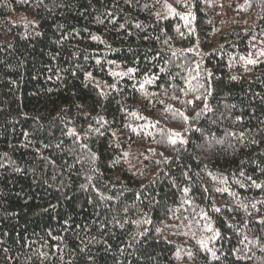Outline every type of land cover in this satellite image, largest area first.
Listing matches in <instances>:
<instances>
[{
	"label": "trees",
	"instance_id": "trees-1",
	"mask_svg": "<svg viewBox=\"0 0 264 264\" xmlns=\"http://www.w3.org/2000/svg\"><path fill=\"white\" fill-rule=\"evenodd\" d=\"M0 264H264V0H0Z\"/></svg>",
	"mask_w": 264,
	"mask_h": 264
},
{
	"label": "snow or ice",
	"instance_id": "snow-or-ice-1",
	"mask_svg": "<svg viewBox=\"0 0 264 264\" xmlns=\"http://www.w3.org/2000/svg\"><path fill=\"white\" fill-rule=\"evenodd\" d=\"M90 75V74H89ZM173 143H175V141H173Z\"/></svg>",
	"mask_w": 264,
	"mask_h": 264
},
{
	"label": "rangeland",
	"instance_id": "rangeland-1",
	"mask_svg": "<svg viewBox=\"0 0 264 264\" xmlns=\"http://www.w3.org/2000/svg\"><path fill=\"white\" fill-rule=\"evenodd\" d=\"M166 1H168V0H166Z\"/></svg>",
	"mask_w": 264,
	"mask_h": 264
}]
</instances>
